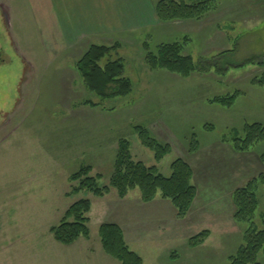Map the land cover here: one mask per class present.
<instances>
[{"label": "rangeland", "instance_id": "1", "mask_svg": "<svg viewBox=\"0 0 264 264\" xmlns=\"http://www.w3.org/2000/svg\"><path fill=\"white\" fill-rule=\"evenodd\" d=\"M0 7L11 23L7 64L0 66V264H121L101 244L99 229L108 223L123 228L128 246L144 264H229L244 245V229L240 233L230 226L209 241L210 247L191 248L188 240L198 234L197 223L186 229L171 218L175 207L170 201L164 203L171 206L168 215L158 204L137 207L144 204L138 190L125 199L115 190L104 198L87 191L69 196L77 186L70 177L91 166L92 176H103L100 187L108 186L121 139L129 140L136 161L157 166L165 177L171 176L176 160L191 163L199 200L225 195L220 190L231 189L235 176L242 188L264 173V141L250 152L226 153L247 126H264V89L252 84L264 75V0H216L215 9L200 22L163 24L156 33L136 31L127 38L115 35L120 48L103 64L123 58L133 91L113 99L90 93L76 69L91 46H114L107 42L112 38L92 37L60 52L48 46L33 0H0ZM174 42L187 43L186 55L195 62L211 61L214 69L189 78L152 70L148 50ZM236 93L230 108L209 103ZM135 126L170 145L171 153L157 163ZM193 136L206 147L198 155L190 153ZM80 200L92 203L90 238L64 246L51 229ZM224 203H217L222 215ZM261 216L264 187L259 193L260 228ZM258 260L264 264V253Z\"/></svg>", "mask_w": 264, "mask_h": 264}, {"label": "trees", "instance_id": "2", "mask_svg": "<svg viewBox=\"0 0 264 264\" xmlns=\"http://www.w3.org/2000/svg\"><path fill=\"white\" fill-rule=\"evenodd\" d=\"M216 0H160L155 13L163 24L187 21H202L215 8ZM188 38H185V41ZM187 43H162L155 50H148L146 61L154 70H163L182 78H189L197 71L214 69L210 61L195 62L191 55L185 54ZM149 49L147 44L145 47ZM120 45H93L77 63L76 69L84 81L88 91L100 99H113L129 95L133 91V83L125 75L123 58L109 59L117 52ZM208 61V60H207ZM220 71V70H218ZM222 72V71H221ZM253 85L264 89V75L255 78ZM238 93L223 98L210 100L211 105L226 108L233 106ZM93 103V102H89ZM134 132L141 144L154 154L155 161L161 162L172 151L168 144L162 143L145 127L135 126ZM264 141V126L254 124L247 126L244 135L231 141L232 148L238 153L250 152L252 148ZM200 142L193 136L190 143V153H196ZM264 163V155L261 157ZM92 167H81L70 177L77 186L69 194L77 195L83 191L90 192L95 197L104 198L115 190L120 199H125L134 191H139L141 201L149 204L157 198L170 201L177 211L178 219H185L197 197L198 190L193 184L194 172L188 162L178 159L172 164V174L165 177L157 166H146L136 161L131 152V143L127 139L119 141L118 153L114 163L113 174L109 185L100 187L99 181L103 176H92ZM264 187V173L250 181L245 187L237 189L233 194L235 205V221L244 229V245L235 256L230 257L229 264H261L258 260L264 253V216H261L262 228L259 227V193ZM92 210L90 200H80L74 203L65 213L58 226L51 229L54 239L64 245L72 246L80 238L89 239L90 218ZM245 227V228H244ZM209 231H203L190 238L188 244L196 248L204 244L209 237ZM99 236L104 252L121 264H144L143 258L128 246L123 229L117 224H103L99 229Z\"/></svg>", "mask_w": 264, "mask_h": 264}, {"label": "crops", "instance_id": "3", "mask_svg": "<svg viewBox=\"0 0 264 264\" xmlns=\"http://www.w3.org/2000/svg\"><path fill=\"white\" fill-rule=\"evenodd\" d=\"M158 2L156 0H33L34 10L37 15L41 16L39 20H42L45 33H48V39H46L48 46L50 48L59 47L60 52L65 51L66 48L68 50L71 47H76L80 41H85L92 37L105 39V36H107L112 38L111 41L107 42L115 44L118 42L114 41L115 35L127 38L132 37L131 34L136 31L147 32L154 30L156 33V30L163 27V23L157 19L155 13V7ZM107 42L106 44H108ZM204 148L206 147L200 145L199 150L194 155H198ZM226 153L229 156H231V153L240 155L232 148H227ZM189 164L194 172L192 180L194 183L196 172L193 165ZM235 177L237 178V176ZM235 177V185L231 189H228L227 192L224 189L220 190L225 195L213 194L210 200H199V189L194 183L198 190V196L187 217L179 220L177 211L174 208V213H170L171 218H174L180 224H185L186 229L188 227L192 229L193 224L197 223L196 232L198 234L203 231H209L210 235L203 246H209V243H211L209 241L216 235H223L227 230L233 229L240 233L243 231V228L234 219L236 208L233 202V194L237 189L241 188L236 185ZM205 180L207 184L213 185L207 176ZM220 200H223L225 202L224 205H227V208H224V215L220 212L221 207H217V203ZM164 203H167V200L157 198L149 204H139L137 207L158 204L160 212L169 215L168 209L171 206ZM195 204L198 207L196 211L194 210ZM224 223H226V226H222ZM160 225H164V228L167 225L170 226L166 222H161ZM230 226H232L231 229H229Z\"/></svg>", "mask_w": 264, "mask_h": 264}, {"label": "flooded vegetation", "instance_id": "4", "mask_svg": "<svg viewBox=\"0 0 264 264\" xmlns=\"http://www.w3.org/2000/svg\"><path fill=\"white\" fill-rule=\"evenodd\" d=\"M11 23L8 14L0 7V66L7 64L5 46L8 40V32L11 30Z\"/></svg>", "mask_w": 264, "mask_h": 264}]
</instances>
